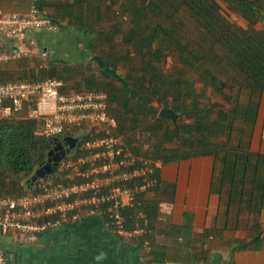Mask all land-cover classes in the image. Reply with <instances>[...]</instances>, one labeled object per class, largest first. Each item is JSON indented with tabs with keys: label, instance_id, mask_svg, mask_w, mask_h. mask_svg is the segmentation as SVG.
<instances>
[{
	"label": "trees",
	"instance_id": "16d2710c",
	"mask_svg": "<svg viewBox=\"0 0 264 264\" xmlns=\"http://www.w3.org/2000/svg\"><path fill=\"white\" fill-rule=\"evenodd\" d=\"M140 1L122 4L123 15L129 7L133 14L128 20L127 17L118 19L111 31L82 27L86 55H99L107 65L99 66L103 78L84 73L75 82L76 86L83 84L85 89L107 92L109 111L118 118V130L125 134L128 147L136 154L163 163L193 155L220 157V185H229L228 205L239 202L260 212L264 208V154L241 151L239 147L228 149L216 139L231 133L237 119L251 122L256 117L264 91V31L256 29L255 23L264 19L260 8L264 0H227L235 4L234 12L248 20V28L232 20L219 0ZM98 17L102 22L104 18L100 14ZM186 20L196 27V38L184 37ZM118 32L123 34V45L130 47L125 54L117 52ZM168 56L176 60L169 70L165 66ZM57 63L63 65L61 72L55 69ZM77 63L78 67L91 68L85 62ZM65 65L70 66V61L54 60L47 76L70 79L63 76L68 69ZM119 65L124 67V74L118 72ZM223 75L228 76L227 80ZM115 80L120 83L116 84ZM197 83H202L204 89L211 87L221 93L228 103L232 97L225 91L226 86L248 89L251 98L245 105L236 104L229 109L217 103L202 105L195 88ZM214 106H219L216 114ZM163 107L175 109L178 117H185L187 121L180 123L160 117ZM136 135L141 138L139 145H134ZM167 143L174 145L170 147ZM145 144H148L146 150ZM51 148L50 141L40 134L37 121L2 119L0 178L8 179L19 194L25 193L32 186L36 170L46 164ZM219 149L223 150L222 155ZM22 175L28 180L18 187ZM216 191L222 196L220 189ZM158 204V199L142 202L150 225L158 216ZM213 230L216 228H206L203 234Z\"/></svg>",
	"mask_w": 264,
	"mask_h": 264
},
{
	"label": "crops",
	"instance_id": "0c3cea01",
	"mask_svg": "<svg viewBox=\"0 0 264 264\" xmlns=\"http://www.w3.org/2000/svg\"><path fill=\"white\" fill-rule=\"evenodd\" d=\"M33 4L61 29L4 37L6 49L16 47L31 52L28 57L0 64V77L4 81L19 76L35 79V72L41 66L50 68L54 60L85 58L87 51L80 49L86 36L82 27H101L104 23L98 17L102 5L97 9L96 0H0L3 10L22 14L28 13ZM240 120L243 131L235 147L264 154V91L254 121ZM218 161L214 155H193L162 162L158 171L160 185L142 194L141 201L171 200L175 208L167 216L158 210L157 218L150 225V249L144 247L143 237H120L103 217L88 216L50 229L32 244L1 236L0 244L8 252L6 264H264V208L262 227H256L259 229L253 239L239 230H235L237 238L231 244L222 240L228 238L227 231L219 235L203 234L206 228H214L215 223L216 230L224 229L217 226L222 197L215 185L221 163ZM19 180L18 187L27 183ZM9 183L8 179L0 181L5 186L0 195L19 194L10 192L14 189ZM214 237L215 246L210 248L207 241Z\"/></svg>",
	"mask_w": 264,
	"mask_h": 264
},
{
	"label": "built area",
	"instance_id": "2783aa9c",
	"mask_svg": "<svg viewBox=\"0 0 264 264\" xmlns=\"http://www.w3.org/2000/svg\"><path fill=\"white\" fill-rule=\"evenodd\" d=\"M44 29L59 32L61 27L36 4L26 14L0 7V64L31 53L6 49L4 37ZM11 118L37 121L40 134L49 141L80 131L85 135L54 174L39 178L23 194L0 195V237L32 244L52 228L101 216L118 236L143 237L144 247L150 249V219L141 195L160 185L162 161L128 147L109 111L106 91L69 90L63 79L53 76L7 81L0 77V121ZM158 206L167 216L175 203L162 199ZM7 258L0 244V264H6Z\"/></svg>",
	"mask_w": 264,
	"mask_h": 264
},
{
	"label": "rangeland",
	"instance_id": "374dc122",
	"mask_svg": "<svg viewBox=\"0 0 264 264\" xmlns=\"http://www.w3.org/2000/svg\"><path fill=\"white\" fill-rule=\"evenodd\" d=\"M108 1H110V3H108ZM132 0H96V6L102 5L101 7V16L104 18L102 23V28L106 29L108 31H111L110 29L112 27H114V25L117 24V22L122 18V17H127L126 20L129 19L130 15L133 14V10L131 7L128 8V13L123 15L122 14V4L124 3H129ZM135 2L137 3H141L140 0H135ZM219 2L222 5L223 11L231 17L232 20H234L238 25L244 27V28H248L249 27V22L248 20L243 17L241 14H239L238 12H234L232 10V8L235 6L234 3H230L227 0H219ZM257 5V4H255ZM100 7V6H99ZM257 8V7H256ZM260 8L262 9V12L264 13V4L260 5ZM118 14V15H117ZM119 19V20H118ZM125 28H127V24L124 26ZM255 28L261 31H264V19H260L255 23ZM100 29V28H95ZM123 34L121 32H118L115 36V44L117 45V52L121 53V54H125L127 53V51L130 49L129 45H123V38H122ZM197 36V29L194 26L193 23L189 22L188 20H186V27L184 28V37L186 39H193L196 38ZM80 49H83L84 51H86V47L85 44H83ZM109 50L110 47L108 48ZM106 50V49H105ZM86 58V59H85ZM85 58H76V60H71L70 63L71 65H65L67 68V70L65 72H63V76L70 78V79H65L62 77H59L61 79L64 80V82L67 84L68 89L70 88V90H79V89H85L86 86L81 84V87H77L75 82L79 81L80 79V75L82 74H95L97 76H99L100 78H103L104 75H102L103 73L100 72L99 70V65L97 64V62L95 61H90V59L92 58V56H87ZM65 59V58H62ZM92 60V59H91ZM77 62H85L86 65L89 66L91 68H87V67H83V66H79L75 65L78 64ZM176 64V60L174 56H168V58L166 59V68L169 70L171 67L173 68V66ZM60 66H63L62 64H58L56 65L55 69H57V72H61ZM45 67H41L39 68V70L37 72H35V79L38 78H42L45 77L47 75H49V71L52 69L49 68H45ZM118 72L120 73H125L124 71V67L122 65H119L117 67ZM49 69V71H48ZM87 69V70H86ZM89 71V72H88ZM228 75V74H227ZM228 76L223 75L224 80H227ZM22 76L19 77H12V78H8V80H18V79H22ZM222 78V77H221ZM116 84H119L120 82L115 80ZM196 91L198 92V100L200 104H219V105H223L226 109H229L231 107L234 108V106H236V104L243 106L245 105L251 98V95L249 93L248 89H241L238 87V85L233 86L232 89H229V86L225 87V91L227 92V94H230L232 99L231 102L228 103L225 98L224 95H222L219 92L214 91L211 87H208L206 89H204L203 84L202 83H197L195 85ZM156 105H158V103H155ZM219 109V106H214V111L215 114L217 113ZM116 118V116H115ZM119 124V120L118 118H116ZM178 121L180 123H182L183 121H187L185 120V117H181V119L179 118ZM189 121H191L189 119ZM242 127V122L240 119L235 121L234 124V128L232 130L231 133L227 134V135H223L222 137H218L216 139V141L218 143H222V145H227L228 149L230 148H234L237 145V141H238V137L241 131ZM138 135H136L133 139H134V145H139L140 143V139ZM127 140V139H126ZM144 140V139H142ZM244 140H247L246 137L244 138ZM168 146L172 147L174 144L171 145V143H167ZM148 144H145V146L143 147L145 150L147 149ZM223 154V150L219 149V155ZM220 158V157H219ZM217 158V159H219ZM220 162V159L218 161V163ZM221 164L218 167L217 170V183L215 184L216 187L218 189H220L221 193H222V197H221V201H220V208H219V220L217 226L223 227L224 229L221 230V232L217 230H213L212 233H214V235H219L220 233H222V231H227L228 232V238L223 237V241L227 242L228 244L233 243V241H235L236 237V231H245L246 233V237L247 238H251L253 239L254 235L257 233L259 228H256L258 226H261V219L263 221L262 218V212H258L257 209L256 210H251L250 208L247 207V205H243L240 204L239 202H235L234 204H229L228 205V201H229V194H228V189H229V185H220V167ZM23 178H20L21 180H28L27 177H25L24 175H22ZM0 181L3 182L2 178H0ZM10 184V183H9ZM11 187V185H9ZM5 186L4 184H0V190H4ZM10 192L12 193H19L17 190H11ZM225 218H227L228 222L227 225H225ZM237 220V221H236ZM256 222H259V224L257 225ZM216 226V223L214 225V228ZM213 228V229H214ZM236 230V231H235ZM244 233V234H245ZM215 239L216 237H214L213 239H211V241H207V246L212 248L213 246H215ZM232 241V242H231ZM206 242V241H204ZM227 245V244H226Z\"/></svg>",
	"mask_w": 264,
	"mask_h": 264
},
{
	"label": "water",
	"instance_id": "95a60500",
	"mask_svg": "<svg viewBox=\"0 0 264 264\" xmlns=\"http://www.w3.org/2000/svg\"><path fill=\"white\" fill-rule=\"evenodd\" d=\"M91 59L97 62V64L101 68H105L107 65L106 61L99 55H93ZM159 116L163 118H169L174 122H178L179 113L173 108L170 109V107H163L160 110ZM84 135L85 132L80 131L73 133L71 135H67L62 139L55 138L51 140L50 143L52 145V148L48 153V160L46 161V164H44L42 167L36 170L35 174L32 177L31 182L34 183L39 178H45L54 174L57 171L60 161L76 147L78 141ZM167 264H182V263L168 262Z\"/></svg>",
	"mask_w": 264,
	"mask_h": 264
}]
</instances>
